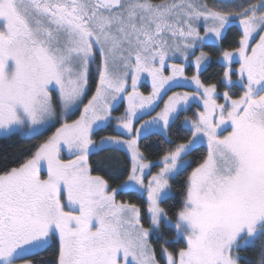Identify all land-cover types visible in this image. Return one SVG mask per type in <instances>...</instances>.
Listing matches in <instances>:
<instances>
[{"label":"snow or ice","instance_id":"obj_1","mask_svg":"<svg viewBox=\"0 0 264 264\" xmlns=\"http://www.w3.org/2000/svg\"><path fill=\"white\" fill-rule=\"evenodd\" d=\"M0 264H264V0H0Z\"/></svg>","mask_w":264,"mask_h":264},{"label":"trees","instance_id":"obj_2","mask_svg":"<svg viewBox=\"0 0 264 264\" xmlns=\"http://www.w3.org/2000/svg\"><path fill=\"white\" fill-rule=\"evenodd\" d=\"M206 50H208V49H206ZM216 69H217V64H216V63H212L211 66H210V68H209V72L215 71ZM205 75H207V73H206ZM192 113H193L192 109L189 110V111H187V112H185V113H182L181 118H182L184 115H190V114H192ZM101 133H102V132H101ZM101 133H100V134H101ZM171 135L173 136V138H175L177 135H179V136H187V135H189V133L187 132L186 129H185V130L173 129ZM147 145H148V150L151 151V152H153V153L159 152L163 147H165V145H163L162 143H159V142H158V138H157V137H152V138L147 142ZM153 145H158V146L153 147ZM204 151H206V146H205V145H201V146H200V149H199V152L202 153V152H204ZM104 155H105L104 153H101V154L98 155V156H93L91 159L95 162V161L100 160ZM118 155H119V157H120V161H121V163H124L125 160H126V157L124 156V154H123V153H119ZM198 155H199V153H197V154L193 157V164H192L193 167L195 166L196 160L198 159ZM149 158L152 159L153 157L150 156ZM190 170H191V169H189V171H190ZM96 173L101 174V175H104V174H105L104 171H103L101 168H96L94 174H96ZM121 179H123V177H121ZM116 183H119V181H114V182H113V186H115ZM119 198H120V199H128L129 197L121 196V197H119ZM179 246H182V245H177V247H179ZM246 254H247V256H248L249 258H251L252 253H251L250 251L247 252Z\"/></svg>","mask_w":264,"mask_h":264},{"label":"rangeland","instance_id":"obj_3","mask_svg":"<svg viewBox=\"0 0 264 264\" xmlns=\"http://www.w3.org/2000/svg\"><path fill=\"white\" fill-rule=\"evenodd\" d=\"M179 62V61H178ZM192 71L193 69L191 67H188L186 68V74L187 75H191L192 74ZM141 91L145 92V94L147 93V91H150V81L143 78L141 79V88H140ZM172 91H192V88L188 87V88H173ZM168 94H171V92H169ZM167 97L165 96L164 99H166ZM162 101H161V106H162ZM122 106H118V111L114 113V115H119L120 112L123 111V107H126V102H121ZM195 108H196V105H193L192 106V111L194 112L195 111ZM159 110V108H157V111ZM185 113V112H184ZM155 113H153L154 115ZM193 115L190 114V115H184V116H189L191 117ZM184 116L181 118V120H183ZM148 117H145V119H147ZM109 132H111L112 134H115L114 132H112V129H109L108 130ZM106 133H101L100 135H104ZM206 146V144H203ZM156 169H153V171H155Z\"/></svg>","mask_w":264,"mask_h":264}]
</instances>
